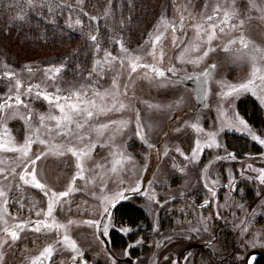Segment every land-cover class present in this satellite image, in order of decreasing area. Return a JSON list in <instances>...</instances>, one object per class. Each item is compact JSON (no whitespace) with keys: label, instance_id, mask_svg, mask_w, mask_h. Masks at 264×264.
I'll use <instances>...</instances> for the list:
<instances>
[{"label":"rangeland","instance_id":"rangeland-1","mask_svg":"<svg viewBox=\"0 0 264 264\" xmlns=\"http://www.w3.org/2000/svg\"><path fill=\"white\" fill-rule=\"evenodd\" d=\"M253 2L258 7L264 8V0H253ZM206 4L207 7H205ZM217 4L225 10H231L233 0H171L170 5L154 22L145 38L133 46L124 44L130 53L140 55L143 58L142 62L156 64L163 68L164 78H156L152 73H148L145 77L144 70L129 75L126 57L123 68L117 60L113 62L110 71L105 66L103 79L96 77L102 86L101 90L110 88L112 79L117 78L121 99L130 105V109L124 113H110L100 117L99 122L107 123L111 119H125L130 123L122 134H116L114 146L111 145L110 140L113 135L112 129L104 137L99 138L105 147L98 146L93 151L92 159L85 164L84 179L77 178L73 182L72 177L78 170L75 167L76 160L70 154L60 156L43 145L33 144L31 159H35L37 154L44 153L34 166L38 179L49 189L57 192L67 190L69 184L73 186L72 193L58 206L54 215L60 223L67 224L69 219L74 222L68 226L67 234L76 241L80 251L86 256L84 264H125L119 260L124 256L125 248L115 246V249L107 250L97 235L95 225L90 226L85 223L88 220L100 219L99 213L103 208L102 195H112L116 191L129 192L124 201L139 207L146 218L145 223L138 221V225L131 227L124 224L115 212L106 221L112 225L109 232L116 231L119 238H126L127 247L130 245L137 247L134 249L137 264H178L176 255L184 246L195 241L209 240L217 231V239L207 249L194 247L184 252L181 257L182 264H218L220 262L241 264L242 254L247 248L264 245V220L260 218L257 221L255 218H250L251 213L255 217L259 210H262V203L264 205V200H261L264 199V185L255 179L258 171H252V169L264 168V146L253 141L246 130L236 131L224 128L220 131L222 105L227 109V103L222 101L220 93L226 90L224 86L227 84L246 82L251 78L252 69V64L247 58L236 59L237 56H244L246 52H251V46L244 50L239 43L229 45V41L233 39L238 41L239 36L243 34L246 40L264 49V12L253 8L250 0H235L237 16L234 22L239 23L242 19L243 29L236 31L226 29L225 33L220 34L219 39L212 44L216 51L210 52L208 57L198 63L190 64L178 59L184 48L194 42L195 34L191 27L193 17L198 22L202 16L212 14ZM182 15L185 18L186 27L183 32L178 30L176 33L177 45H179L177 46L173 44L171 27L165 28L161 24V19L166 20L169 25L172 23L178 25ZM161 32L164 34L163 40L153 50L151 40ZM226 45H229L227 52L223 51ZM206 47V45L202 46L199 53L189 55L193 58L195 55H202ZM106 51H110L114 56L123 55L117 44L115 49ZM153 51L154 57L150 54ZM104 52L96 55L93 62L96 59H103ZM93 62L87 72L76 78L69 77L65 74V70L62 71L55 85L47 81L44 75V69L53 66L26 63L15 67L0 62L2 63L0 64V102H3L10 94L15 95L16 79L21 80L22 89H26L30 84H40L41 89H45L46 81L47 90L50 92L55 90V86L66 90L79 87L84 83L82 77H87L91 72ZM210 65H215V68L209 67ZM25 66L31 67L32 71L30 72ZM169 67L176 69L175 77L166 71ZM205 68L209 69L210 74L207 78V92L203 107L198 106L192 88L177 76L192 77L203 72ZM6 71L13 72L15 77L13 79L4 77ZM100 71L98 67L97 72ZM125 86H127L126 89ZM125 90L126 95H124ZM229 99L231 100L229 114L238 113L246 122L242 112L243 106L252 102L256 105L263 122L261 126L255 125L256 128L252 126V123H247L253 132L264 138V104L250 92L241 93ZM27 102L34 110L30 126H26L20 120L8 121L14 138L20 144L24 142L26 129H31L28 134H32L35 139L34 130L39 127V114L48 111L47 103L42 99H35L34 95ZM150 105L152 107H149ZM14 110L6 111L8 115H11ZM21 111L24 110L21 109ZM137 112L140 113L142 135L145 136L147 143L135 135ZM197 122L204 130L202 133H197L190 126ZM211 132H219L218 140L221 147L204 148L203 152L193 157L192 149L195 147L196 140L199 139L203 144L207 140V133ZM227 134L243 136L247 148L252 145L254 151L258 149L261 153L257 156V154L249 155L245 152L248 160L238 157L240 163L239 169H236L234 159L224 150L227 145L225 142ZM41 135L42 138H46L43 136V130ZM56 142L63 141L57 137ZM148 143H151L153 147L149 148ZM177 148L184 153L183 156L176 151ZM113 150L122 151L131 157L117 173H112L110 170ZM18 155L0 153V186L7 185L12 189L9 192L7 207H3L0 202V208H3L9 225L20 221L43 219V216L36 217L35 212L41 209L46 210L47 206V199L43 197L40 190L19 181L18 177L23 170V164L17 159ZM185 156L188 159H185ZM217 156L225 158L217 160ZM241 163H244L243 167H240ZM99 164L104 167H97ZM249 165L252 167L249 168ZM31 167L33 166L29 164V170ZM206 168L207 171H205ZM13 169L16 170L15 175H13ZM237 176L248 185L247 189H250L249 191L256 199L259 197L257 193H260L259 201L261 202L253 211L245 207L247 203L245 199L240 198V201H234L231 191L229 194L228 191L216 190L220 184L230 182ZM253 181L259 185L251 184ZM105 185L106 191L101 193L100 189ZM137 186L140 187L139 192L129 190ZM208 188H212L216 195L213 196ZM241 189H243L242 186ZM244 192L248 194V191ZM221 195L224 196L221 198ZM153 196L154 200L151 199ZM204 200L208 201L209 206L199 209L195 204ZM34 204L35 208H33ZM263 213L261 215H264ZM12 217L16 219L13 220ZM205 226L207 231L203 230ZM3 227L4 225L0 223V229ZM245 228L247 231H244ZM193 229H199V231H193ZM63 234L61 230L59 235ZM2 236L3 233L0 231V237ZM57 238L56 232L35 233L25 229L20 233L18 241L14 243L9 241L8 245L0 248V256L3 257L0 264H31V260L49 244L54 245L57 250L52 259L45 261V264H66L74 253L62 245H57ZM231 238L234 240V245L228 243ZM158 246L162 248L157 251Z\"/></svg>","mask_w":264,"mask_h":264},{"label":"snow or ice","instance_id":"snow-or-ice-1","mask_svg":"<svg viewBox=\"0 0 264 264\" xmlns=\"http://www.w3.org/2000/svg\"><path fill=\"white\" fill-rule=\"evenodd\" d=\"M83 0H77V4H82ZM251 6L256 8L257 11L264 12V8L257 6L253 0H250ZM55 0H27V3L24 5V9L28 10H40L44 7L48 8L49 13L54 11ZM56 7H62V5H55ZM207 7V4L205 5ZM23 10V9H22ZM26 11L24 15L16 17L18 20H25ZM108 13L106 12L105 15ZM85 16L88 14L85 12ZM237 16L235 10V0H233V7L231 10H225L220 4H217L212 11V14L207 15L206 17H201L197 22L195 17H193V23L191 27L194 30V42L184 48V51L181 53V56L178 58L186 63H198L202 61L205 57H208L210 52L216 51L212 47L214 41L219 39L220 34H224L226 29L236 31L241 30L244 27V21L241 19L239 23L234 22V19ZM90 20H95V17H90ZM75 26H80L82 24L81 19L77 18L74 21ZM161 24L165 28L171 27L173 33V44L177 45V31L183 32L185 30V18L182 15L180 17V22L177 25L176 23H169L161 19ZM68 27H73L72 23H69ZM164 34L161 32L154 36V39L151 40V45L153 50H155L157 44L161 43L163 40ZM90 40L95 42L97 41L96 35H91ZM119 45L120 53L122 56H114L110 51H105L103 59H96L93 62L92 70L88 73L87 77H82L84 83L79 87L73 89H62L59 86H55L54 91L47 90V81L53 82L57 77L64 71V66H53L44 69V75L47 77L46 88L41 89L40 84L29 85L26 89H22V83L20 79L15 80V95H8L7 98L0 102V153H13L19 154L17 159L20 160L23 164V170L19 173V181L23 182L24 185H29L32 188L38 189L43 193V197L47 199L46 210L41 209L36 211V217L43 216V219L29 220L27 222L20 221L9 225L7 219H5V213L3 208H0V223L4 225L0 231H2L3 236L0 237V248L9 244V241L16 242L20 239V233L25 229L33 231L35 233H47V232H56L58 238L56 240L57 245H62L65 249L70 250L74 255L71 256L73 261H78L79 258L84 256V253L80 251L77 243L67 234V228L69 225H72L74 222L68 220L67 224L60 223L57 221L54 213H56L58 206L62 204L65 198L69 197L73 191L72 184H69L68 189L65 191H54L46 187L44 183L38 179L36 168V162L41 159V154H37L35 159H31L30 153L32 152L33 144H40L53 151L55 154L64 156L70 154L75 158L76 164L75 167L78 170L76 175L72 177L73 182L79 178L84 179L85 173V164L88 160L92 159L93 151L99 146L101 148L105 147V144L101 142L99 138L104 137L110 129L113 131V135L110 137L111 145L116 144V134H122L125 129L128 127L130 121L125 119L115 120L111 119L107 123L99 122L100 117L107 116L110 113H124L126 110L130 109V105L123 102L121 99V93L119 91V83L117 78H113L111 81L110 88H104L101 90V85L96 79L98 76L99 79L104 78L105 66H107L110 71L113 62L119 60L121 68L125 66V57L127 58V68L129 69V75L138 73L139 70H144L145 77L148 73L154 74L156 78H164L165 70L161 67H158L156 64H149L142 62L143 58L140 55H133L128 51L125 45L121 40L117 39L115 41ZM239 43L242 49L247 50L251 46V52H246L244 56H237V60L247 58L251 64L252 69L249 79L246 82H241L238 84H227L224 87L226 90L220 93L222 101L227 103V109L222 105L220 112V117L222 119V124L220 131H223L224 128L230 130L234 129L236 131L246 130L251 136L253 141H256L258 144L264 146V138L257 135L249 127L248 123L241 118L238 113L231 112V100L234 96H238L241 93L250 92L253 96H256L257 99L264 104V49L257 47L255 44H252L250 41L246 40L243 34L239 36L238 41L233 39L229 41V45H235ZM207 46L202 55H195L193 58L192 55L196 54L202 50V46ZM229 45H226L223 48V51H229ZM179 46V45H177ZM95 51L99 53L101 51L100 45L97 44ZM154 57L153 53H150ZM28 70L31 72L32 69L29 66ZM100 68L101 71L97 72V68ZM209 67L215 68V65H210ZM168 73H171L173 77L177 75V71L174 67H169L166 69ZM208 68H205L203 72L200 73L201 76L205 78V84H207L209 76ZM4 77L8 79H13L15 74L10 71L4 72ZM191 78V77H189ZM127 86H125L126 89ZM35 89V91H34ZM207 89H205V94ZM127 92L125 90L124 95ZM39 100L42 99L48 105L47 113L39 114V127L35 128L33 138L32 134H28L31 129H26V134L24 137V142L22 144L17 143L14 138L9 126V120H20L23 121L26 126H30V122L33 120V108L28 100L33 98ZM149 107H152L151 105ZM11 115L7 114L6 110H13ZM23 109L24 111H21ZM26 113V114H25ZM197 133H202L204 130L199 125V123H193L190 125ZM136 128L137 131L135 135L141 139L145 140V136L142 135L143 129L140 123V113H136ZM41 130H43L42 138ZM219 132L207 133V140L201 144L199 139L195 142V147L192 149V155L195 157L198 153L203 152L204 148H220L221 144L218 140ZM57 137L61 138L63 142H56ZM96 137V139H94ZM149 148L153 147L151 143H148ZM180 155H184L183 152H180V149H176ZM112 159L110 161V170L112 173H117L119 169H122L127 161L131 159L130 156L125 155L122 151L113 150ZM165 155L167 153L165 152ZM232 159H235V156L232 153H228ZM225 157L217 156V160L224 159ZM185 159L188 157L185 156ZM29 164L31 170H29ZM97 167H104V165L99 164ZM249 168L252 166L249 165ZM13 175L16 174V170L13 169ZM207 171V168L205 169ZM252 171H258V175L255 177L261 185H264V168L261 169H252ZM7 179V177H5ZM214 183V182H213ZM205 187H208L205 185ZM107 186L101 187V193L106 191ZM132 192H139L140 187H134L129 189ZM12 189L7 185L0 186V202H2L3 207H7L9 203V192ZM208 191L212 193L213 196L216 193L212 188H208ZM257 195H260L258 192ZM126 198L125 191H116L112 195H102L101 203L103 204L102 211L99 213L100 219L88 220L85 223L88 225H95L98 231H100L104 236L109 235V228L112 226L110 223H104L105 219H110L112 215V210L115 206L123 199ZM155 199V197H151ZM208 201H205V206H207ZM35 204L33 208H35ZM13 220L16 217H12ZM203 224L204 221L202 220ZM63 230V235L60 236L59 233ZM155 230V229H154ZM204 231H207L205 226ZM193 231H199V229H193ZM244 231H247L245 228ZM131 247V245H130ZM56 247L52 244L43 248V251L36 257L31 260V264H45V261H49L54 256L56 252ZM3 257L0 256V260ZM167 259V257H165Z\"/></svg>","mask_w":264,"mask_h":264},{"label":"trees","instance_id":"trees-1","mask_svg":"<svg viewBox=\"0 0 264 264\" xmlns=\"http://www.w3.org/2000/svg\"><path fill=\"white\" fill-rule=\"evenodd\" d=\"M170 2L83 0L82 4H77V0H55L54 11L49 13L47 7L40 10L24 9L27 0H0V62L15 67L26 63L63 65L65 74L76 78L89 70L93 58L100 52L115 49L117 39L126 46L139 43ZM25 11V20L16 19L24 15ZM90 17L96 19L90 20ZM77 18L82 21L80 26L74 24ZM69 23L73 27H68ZM91 35H96L97 41H91ZM97 44L101 48L99 53L95 51ZM243 107L245 118L261 126L262 119L256 105L252 102ZM226 139L231 149L248 150L244 138L227 135ZM116 212L118 218L132 226L146 220L140 209L130 205L120 204ZM119 239L122 238L113 234V242L118 244ZM259 262L263 261L259 259Z\"/></svg>","mask_w":264,"mask_h":264},{"label":"flooded vegetation","instance_id":"flooded-vegetation-1","mask_svg":"<svg viewBox=\"0 0 264 264\" xmlns=\"http://www.w3.org/2000/svg\"><path fill=\"white\" fill-rule=\"evenodd\" d=\"M200 74V73H199ZM199 74H197V75H199ZM196 76V75H195ZM192 77H194V76H192ZM191 77V78H192ZM205 100V99H204ZM199 106V105H198ZM203 107L205 106V101H204V104L202 105ZM243 117L245 118V116L243 115ZM246 119V118H245ZM247 120V119H246ZM247 122L248 123H250L248 120H247ZM262 122H263V120H262ZM252 126L253 127H255V125L252 123ZM258 127V126H257ZM256 128V127H255ZM260 129V128H259ZM227 135H229V134H227ZM231 135H233V134H231ZM235 136H240L241 138H243V136H241V135H235ZM224 150H225V152H226V154H228L229 152H231V153H233L234 154V156H235V159H234V162H235V165H236V169H239V163H240V161H239V158H242V159H246V160H248V157H247V155L245 154V152H247L249 155L251 154V155H254V154H257V156L261 153L260 152V150H253V147H252V145H251V147H248V150H245V151H238L237 149H231L230 147H228L227 145L224 147ZM245 154V155H244ZM239 157V158H238ZM243 165H244V163H241V165H240V167H243ZM146 174H148V171H146ZM257 182H255V181H253V183H251V184H256ZM258 184V183H257ZM259 185V184H258ZM241 186L243 187V189H241ZM248 185L246 184V183H244V181L243 180H241L240 179V177H234V178H232L231 179V181L230 182H224V183H222V184H220L219 185V187H217L216 188V190L217 189H219V190H222V191H224V192H226V191H228L229 192V194H230V191L232 192L231 193V196H232V198H234L233 200L234 201H240V198H242V199H245V201H247V203H246V206L245 207H247L250 211H253L254 209H255V206L256 205H258L259 204V202H261V201H259L260 199H259V197H260V195H259V197L256 199L255 198V196L249 191L250 189H247V188H249V187H247ZM47 187V186H46ZM48 188V187H47ZM244 191H248V194H246V192H244ZM228 194V193H227ZM129 195V192H126V197ZM224 195H221V198L223 197ZM251 197H252V199H251ZM263 197H264V195H263ZM221 198H220V201H221ZM261 200H264L263 198L261 199ZM232 202V201H231ZM210 203V202H209ZM120 204H126V205H130V206H133V207H136V208H138V209H140L139 207H137V206H134V205H132L131 203H126L125 201H124V199L123 200H121L116 206H115V208L112 210V213H115L116 212V210H117V206H119ZM199 209H204V208H206V207H208L209 205L207 204V206H205V200L203 201V202H201V203H196L195 204ZM262 210L264 211V205H263V203H262ZM141 210V209H140ZM262 210H259V213H257V215H255V217L252 215V213H251V215H250V218H255V220H259L260 218V220H264V215H261L262 213H263V211ZM232 212V211H231ZM143 213V212H142ZM236 213L238 214V211H236ZM144 214V213H143ZM264 214V213H263ZM146 219V218H145ZM36 220V219H35ZM34 221V220H33ZM106 221H107V219H105L103 222L104 223H106ZM145 223L146 222V220L144 221V220H141V223ZM124 224H126L127 226H131V227H134V226H132V225H130V224H128L127 222H124ZM136 225H138V224H136ZM135 225V226H136ZM218 232V231H217ZM217 232H215L214 233V236L211 238V239H209V240H206V241H195V242H191V243H188L186 246H184L178 253H177V255H176V260H177V263L178 264H182V260H181V257H182V255H183V253L184 252H186L187 250H189V249H192V248H196V247H199V248H204V249H207L208 248V246L210 245V244H212L213 243V241L214 240H216L217 239V235H218V233ZM113 234H118L116 231H110L109 232V235L108 236H104L102 233H100L98 230H97V235H98V237L102 240V242H103V244H104V246H105V248L107 249V250H109V249H115V246H119V248H121V249H124L125 250V254H123L124 256L121 258H119V260L121 261V262H124L125 264H137V256H136V254H134V249H137V247H133L132 245H131V247H127V241H125L126 240V238H123V237H120V238H122V239H119V243L117 244V243H115V242H113ZM125 242H124V241ZM195 243H199L200 245L199 246H194V247H189L191 244H195ZM228 243H230L231 245H234L233 243H234V240H233V238H231L229 241H228ZM123 245H124V247H123ZM126 245V246H125ZM188 247V248H187ZM264 248V245H260V246H252V247H249V248H247L244 252H243V254H242V258H241V264H243V257H244V253L248 250V249H250V248ZM135 255V256H134ZM84 257V260L86 261V256L84 255L83 256ZM251 258H253L252 259V263L251 264H264V256L263 255H254V256H252V257H250L249 258V260H248V264H250V260H251ZM259 259H261L263 262L261 263V262H259ZM85 261L83 262V263H81V264H84L85 263ZM77 261H73L72 259L71 260H69V261H67V263L66 264H75ZM219 262V261H218ZM218 264H221V262L220 263H218ZM234 264H238V263H234Z\"/></svg>","mask_w":264,"mask_h":264},{"label":"water","instance_id":"water-1","mask_svg":"<svg viewBox=\"0 0 264 264\" xmlns=\"http://www.w3.org/2000/svg\"><path fill=\"white\" fill-rule=\"evenodd\" d=\"M177 77H179L185 84L189 85L192 88L197 104L199 106H202L204 104L205 89H206L205 78L201 76L200 74L192 78H186L183 76H177ZM199 245H200L199 243H195V244H191L189 247H194V246H199ZM254 255L264 256V248L255 247V248L248 249L244 253L243 264H248L249 258ZM84 261H85L84 257H82V258H79V260L75 264H81Z\"/></svg>","mask_w":264,"mask_h":264},{"label":"bare ground","instance_id":"bare-ground-1","mask_svg":"<svg viewBox=\"0 0 264 264\" xmlns=\"http://www.w3.org/2000/svg\"><path fill=\"white\" fill-rule=\"evenodd\" d=\"M162 245H164V244H162ZM161 248H162L161 246H158V247H157V251L160 250Z\"/></svg>","mask_w":264,"mask_h":264}]
</instances>
